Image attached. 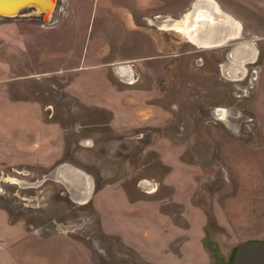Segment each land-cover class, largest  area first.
Here are the masks:
<instances>
[{
	"label": "rangeland",
	"instance_id": "1",
	"mask_svg": "<svg viewBox=\"0 0 264 264\" xmlns=\"http://www.w3.org/2000/svg\"><path fill=\"white\" fill-rule=\"evenodd\" d=\"M54 4L0 17L13 73L52 71L0 87V247L29 264H229L264 240V0ZM199 4L238 38L190 40ZM40 25L56 56L72 41L45 69ZM21 34L28 53L6 43ZM63 165L92 178L89 202L54 178Z\"/></svg>",
	"mask_w": 264,
	"mask_h": 264
},
{
	"label": "water",
	"instance_id": "2",
	"mask_svg": "<svg viewBox=\"0 0 264 264\" xmlns=\"http://www.w3.org/2000/svg\"><path fill=\"white\" fill-rule=\"evenodd\" d=\"M54 0H0V17H16L26 8L36 9V15H45L54 9ZM215 27H224V21L230 20L228 16H214ZM194 21V20H193ZM192 21V23H194ZM204 22V21H202ZM207 24H210L206 21ZM221 24V25H220ZM208 26V28H214ZM201 29V28H200ZM235 35L223 33L217 43L211 45L214 47L222 46L231 39H236ZM247 46L240 44L233 49L230 56L232 57L236 48ZM54 178L67 184L72 190L77 192V196L85 203L89 202L94 192V183L92 178L85 172L70 165L59 167L53 174ZM230 264H264V240L253 239L238 244Z\"/></svg>",
	"mask_w": 264,
	"mask_h": 264
},
{
	"label": "crops",
	"instance_id": "3",
	"mask_svg": "<svg viewBox=\"0 0 264 264\" xmlns=\"http://www.w3.org/2000/svg\"><path fill=\"white\" fill-rule=\"evenodd\" d=\"M15 26V25H14ZM17 26V25H16ZM18 26H23V27H27V28H30L29 25H26V23H20ZM16 29H18V27H16ZM20 29V28H19ZM39 30H40V37L42 38V43H40L43 47L44 45H49V48L51 50H49L48 52L45 53V50L48 48H43L41 49V57H42V60L39 61V63L43 62L42 64L45 65L43 67V69H45L46 67H48V65L46 64L50 58H47L48 56L50 55H55L57 53H61V52H56L54 48V45L46 42V40H44V37H46V34L47 32L49 31V28H46L44 25L43 26H39ZM16 41V40H15ZM14 40H7L6 43H9V44H13L12 47H14L15 49H18L22 52H27L28 53V50L32 47L30 45V39H28L27 37H23V35L21 34L19 40H18V43L17 41L15 42ZM44 43V44H43ZM63 44L60 43L59 47H63L65 46L64 49H66V51L63 53V57H59V56H56L54 58L60 60V59H66L68 57V52L69 51V48L67 47V45H72V41L71 42H62ZM66 55V56H65ZM12 67L7 63L5 62L4 60L1 59L0 57V87H3L6 85V83L12 81V78H14V76L17 78V80H22V77H24L23 79H27L26 77L28 76H34L35 73H39L38 75L41 76L42 78L44 77H47L50 74V70H43L42 72H37V70H35L36 72H32V73H24V74H19V76H16V73H13L14 70L12 71ZM34 70V69H33ZM37 75V74H36ZM35 75V76H36ZM14 80H16L14 78ZM0 264H29L28 260L26 261V256L25 255H22V254H17L13 251H8V250H5L3 248L0 247Z\"/></svg>",
	"mask_w": 264,
	"mask_h": 264
},
{
	"label": "bare ground",
	"instance_id": "4",
	"mask_svg": "<svg viewBox=\"0 0 264 264\" xmlns=\"http://www.w3.org/2000/svg\"><path fill=\"white\" fill-rule=\"evenodd\" d=\"M211 6V7H210ZM206 4H199V10L195 12L193 18L186 20L182 23L181 30L184 31L186 35H188L189 39L192 40L194 43L202 46H211L218 42L220 37L223 33H228L230 35H235L237 37V30L233 27V21L227 20L224 21V27H215L216 25L215 20L213 19L214 16H221L222 13L215 8V6ZM210 15V18L213 20L210 24H207L206 21L200 20L202 16ZM195 22H194V21ZM199 20V21H198ZM194 22L189 24L190 22ZM198 21V24H195ZM204 21V22H202ZM210 22V21H209ZM188 24L190 25L188 29ZM180 25V23H179ZM214 26V28H208V26ZM221 25V24H220ZM201 28V29H200ZM238 28V27H237ZM179 29V30H180ZM79 200L83 201L82 199L78 198Z\"/></svg>",
	"mask_w": 264,
	"mask_h": 264
},
{
	"label": "trees",
	"instance_id": "5",
	"mask_svg": "<svg viewBox=\"0 0 264 264\" xmlns=\"http://www.w3.org/2000/svg\"><path fill=\"white\" fill-rule=\"evenodd\" d=\"M105 123H106V122H105ZM96 190H97V189H96ZM235 251H236V250H235ZM234 253H235V252H234ZM233 255H234V254H233ZM232 258H233V256H232ZM231 260H232V259H231ZM230 263H231V262H230ZM230 263H229V264H230Z\"/></svg>",
	"mask_w": 264,
	"mask_h": 264
}]
</instances>
